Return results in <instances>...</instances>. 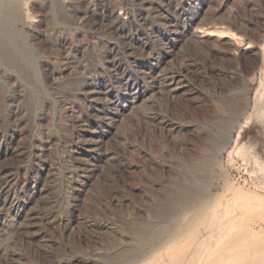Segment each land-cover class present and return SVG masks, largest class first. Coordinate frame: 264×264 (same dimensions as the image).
Listing matches in <instances>:
<instances>
[{"label":"rangeland","instance_id":"rangeland-1","mask_svg":"<svg viewBox=\"0 0 264 264\" xmlns=\"http://www.w3.org/2000/svg\"><path fill=\"white\" fill-rule=\"evenodd\" d=\"M18 10L39 93L0 68V264H264V0ZM116 67L105 133L86 97ZM98 138L112 156L80 173Z\"/></svg>","mask_w":264,"mask_h":264},{"label":"bare ground","instance_id":"bare-ground-1","mask_svg":"<svg viewBox=\"0 0 264 264\" xmlns=\"http://www.w3.org/2000/svg\"><path fill=\"white\" fill-rule=\"evenodd\" d=\"M147 1H149V0H147ZM160 6L163 7V5H160ZM114 9H115V7L113 9H111L110 11H108V13H106V15L104 16V18H102V20L108 21L111 28L115 29L116 31L120 30L122 32L123 27H124L123 18ZM21 20H22L21 15H20L19 10H18V0H0V68H3L4 70L9 68V69L16 71L19 74L20 79L23 82H27V85H29L30 90H31V94L39 93V88L35 85V84H37L38 80L34 74V72L36 71V68H37L36 55H35L32 47L30 46V44L27 42V39L22 32V29L18 27V24L21 22ZM26 25H28V24H26ZM222 30H224V29H222ZM216 32H218V31H216ZM219 32H220V34H206V35H216L219 38H223V37L229 38L228 34H221V33H224L225 31L224 32L219 31ZM227 33H228V31H227ZM174 39L176 40L177 36ZM116 71L115 70L111 71L112 74L110 75L109 79L107 80V83H104V82L98 83L99 85L98 84L96 85L97 89L92 88V89H89L87 91V97L86 98L88 99V101L92 107L90 116L99 122V124L103 127V130L105 131V133L110 132L112 130V128H114V121H115L114 118L116 116V110H115V112L113 110L114 102H113L112 98L114 95H116V93L119 94V92H118L119 85L118 84L121 81H123V79H124L122 74L118 72L117 67H116ZM175 78H177L176 74H173L170 72L165 73V82L168 86L173 85ZM140 80H141V82H142V80L144 82H147L146 78L143 75L141 76V79L139 77V81H138V79H137V81L136 80L135 81H136V83H140ZM30 83H33V84L30 85ZM132 85H134V84H132ZM150 87H152V86H147L148 89H151ZM171 88L177 89V88H179V86L178 87H171ZM11 92H13V91H11ZM133 93H134V91H133ZM135 95H137V94H135ZM104 96L109 97V99L106 98L107 100H103ZM126 102H127L125 104L126 107H130L133 105L132 104L133 100L130 101L127 98ZM92 141L93 142H88V143L85 142V143L81 144V146L79 147V152H78V154L86 155V156L90 157L91 160H93V163L89 162L90 164H88V163L87 164L86 163L80 164L79 167H77V168H79L80 173L81 172L82 173H88L89 172L88 175H90L91 173H93L94 171H96L98 169L97 167L99 165L97 162L100 159H102V158L103 159H108V158L110 159V157L112 156V153L110 151H107L106 149H103L101 147L100 138H98L96 140H92ZM13 152L15 154H20L19 152L15 151V150ZM83 158H85V157H83ZM85 160H87V159H85ZM43 170L46 172V174H48L50 172V169L48 166L44 167ZM67 172H69V171H67ZM9 175H10V172H8V171L3 172V177L6 178V177H9ZM69 178H70V176H69ZM73 179H75V178H73ZM82 182H84V181H82ZM78 184H80V183H78ZM81 185L83 186V188H86V186H87V184H85V183H83ZM6 203H7V200L4 199L1 204L5 205ZM31 218L34 221V219L37 218V216L34 218V215H31ZM238 220H240V219H238ZM232 223H233V221H232ZM140 234L141 233H139V235ZM218 242H220V240ZM200 261H199V263H200ZM226 264H228V263L226 262Z\"/></svg>","mask_w":264,"mask_h":264}]
</instances>
